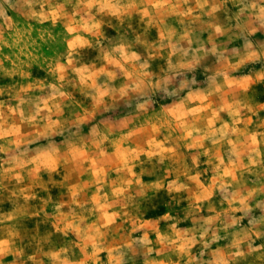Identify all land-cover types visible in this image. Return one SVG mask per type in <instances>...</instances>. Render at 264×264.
I'll list each match as a JSON object with an SVG mask.
<instances>
[{"label": "rangeland", "instance_id": "rangeland-1", "mask_svg": "<svg viewBox=\"0 0 264 264\" xmlns=\"http://www.w3.org/2000/svg\"><path fill=\"white\" fill-rule=\"evenodd\" d=\"M0 264H264V0H0Z\"/></svg>", "mask_w": 264, "mask_h": 264}]
</instances>
